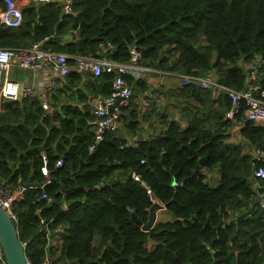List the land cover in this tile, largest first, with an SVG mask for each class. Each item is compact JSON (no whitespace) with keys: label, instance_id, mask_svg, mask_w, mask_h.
I'll return each mask as SVG.
<instances>
[{"label":"trees","instance_id":"16d2710c","mask_svg":"<svg viewBox=\"0 0 264 264\" xmlns=\"http://www.w3.org/2000/svg\"><path fill=\"white\" fill-rule=\"evenodd\" d=\"M71 9L63 15L61 3L30 2L18 26L0 25V48L39 42L70 57L124 64L135 46L140 67L215 74L220 87L237 92L247 82L244 62L264 60V0H72ZM106 42L113 48L99 52ZM114 77L70 71L51 95V115L37 97H0V183L30 186L12 204L30 264H41L46 252L51 264H264V178L255 175L264 169V126L244 120L245 102L229 120L223 89L214 95L179 81L166 90L184 128L164 119L155 135L141 139L148 115L132 105L98 141L89 100L110 97ZM123 78L135 96L149 87ZM260 81L264 89V64ZM232 126L243 143L229 141ZM125 133L139 139L128 141ZM154 201L168 204L171 217L142 231ZM41 220L52 237L58 226L65 229L60 245L47 246Z\"/></svg>","mask_w":264,"mask_h":264},{"label":"built area","instance_id":"2783aa9c","mask_svg":"<svg viewBox=\"0 0 264 264\" xmlns=\"http://www.w3.org/2000/svg\"><path fill=\"white\" fill-rule=\"evenodd\" d=\"M4 8L0 7V25L9 27L18 26L22 19V10L30 2H57L62 4V14L69 15L72 13V0H1ZM113 48L112 44L106 42L100 45V51ZM129 61L127 63H117L105 58L92 56L70 57L63 53H58L41 48V43L35 42L30 46L18 48H0V97L8 100H15L20 97H37L40 101L42 110L51 115L53 110L50 106V93L52 94L58 87L59 81L72 70H76L85 75L97 77L103 72L114 73L112 80V94L110 97H96L89 100V106L95 116L92 124L95 126L96 139L99 141L106 130H114L118 126V119L121 110L134 106L137 113L143 116L152 111L154 103L157 101L155 91H144L137 96L132 91L127 81L123 78L129 74L134 79H138L136 71H150L149 68L138 65L140 52L135 46L129 47ZM70 58H74L73 65L68 63ZM264 60L259 55H254L251 59L244 62V70L247 73V82L245 89L237 92L220 87L217 84L215 74H209L204 77L192 78L181 76L179 81L188 85L195 83L201 89H210L214 95H218L220 90L226 92L231 99L232 107L225 113L224 118L232 120L238 112L240 102H245L244 120L250 121L256 125L264 126V89L260 81V68ZM12 68H18L31 72L34 76L38 74L35 84L24 85L10 80L8 75ZM263 156V152H258ZM61 160H57L55 166H60ZM46 175V170H45ZM255 175L264 178V169L258 168ZM137 180V176L133 175ZM49 180L45 183L48 184ZM23 187L12 190V186L6 183H0V207L6 215L12 220H16L12 204L17 199L23 198ZM41 198L50 202V198L43 193ZM62 206L65 208L66 204ZM41 230L47 239V246L55 248L61 244L62 235L65 229L58 226L55 231L56 235L52 237L45 222L41 220ZM24 246V244H23ZM0 264H6L0 256ZM27 264L30 262L27 259ZM41 264H51L49 254L46 252Z\"/></svg>","mask_w":264,"mask_h":264},{"label":"crops","instance_id":"0c3cea01","mask_svg":"<svg viewBox=\"0 0 264 264\" xmlns=\"http://www.w3.org/2000/svg\"><path fill=\"white\" fill-rule=\"evenodd\" d=\"M17 70H19V69H17V68L12 69L13 72L10 71V73H9L10 77H11V74H13ZM149 70L150 71H145V70L136 71L137 77L141 78L142 80H145L148 83L149 87L146 88L144 91H155V89H159V88L161 89V87H164V90L174 89L175 86L178 85V84H176L177 82H179L178 79L181 77V76H178L176 74H170V75L161 74L154 69H149ZM16 75H17V79L19 81L18 83L24 84V85L35 84L37 82L36 79L38 78V74H36L34 76L31 72L26 71V70H24V71L20 70V71L16 72ZM14 80H16V78ZM59 83H60V81H59ZM179 85H180V82H179ZM52 94L50 93V95H49L50 105L52 102V100H51ZM168 103H169V107L167 108V110H165V107H163L162 111L159 113V115L157 114L158 110H156V109H152L153 111L151 113L149 112V113L145 114V115H148V122L149 123H143L142 124V128H141L142 131L140 132V138L141 139H147L150 136L156 134V131L154 129L156 127L160 128V126H162V123L164 121V118H163L164 115H166L168 121L173 119V120L179 122V124L182 128H184L186 126L185 122L181 119L182 113H180L179 107H175L171 101H169ZM117 128H118V126H117ZM238 130H239V126H232L228 130V132L231 135V134H233V132L237 133ZM124 135H126V138L128 139V141H136L139 139L138 136H134L133 138H130L128 134L125 133ZM229 141H232L231 138L229 139ZM212 177L215 178L216 176L212 175ZM159 212H160L159 210L155 211L156 216ZM163 212H166V210ZM159 219L161 221H164V220H169L170 217H166V215L160 213L158 215V219L156 218V221H158Z\"/></svg>","mask_w":264,"mask_h":264},{"label":"water","instance_id":"95a60500","mask_svg":"<svg viewBox=\"0 0 264 264\" xmlns=\"http://www.w3.org/2000/svg\"><path fill=\"white\" fill-rule=\"evenodd\" d=\"M110 3V2H109ZM108 3V6H109ZM264 144V139L260 142V145ZM195 174H199L198 169L194 171ZM20 187L24 189L30 188L28 183H19ZM260 201V196L256 195L255 202ZM168 204L153 203L148 209L147 222L141 225L142 231H148L156 224V210L167 209ZM220 213V209H218ZM135 223L140 224L139 221ZM223 225V221L219 216L218 227ZM0 249L3 254L6 264H27V258L24 252V246L19 241L18 234L13 221L6 215V213L0 207Z\"/></svg>","mask_w":264,"mask_h":264},{"label":"rangeland","instance_id":"374dc122","mask_svg":"<svg viewBox=\"0 0 264 264\" xmlns=\"http://www.w3.org/2000/svg\"><path fill=\"white\" fill-rule=\"evenodd\" d=\"M18 71H20V70H17V71H15L13 74H11V77H10V80H13V81H17V82H19L18 81V79H17V75H16V72H18ZM21 71H24V70H21ZM11 72H13V71H11ZM16 78V80H14ZM168 90V89H167ZM165 91L166 92V94H163V93H161L160 91H158V89H155V92H156V94H157V101L154 103V105L155 106H153L154 108L153 109H156V110H158V112H157V114L159 115V113L162 111V108L163 107H165V110H167V108L169 107V99H168V91ZM153 111V110H152ZM152 111H150V113L152 112ZM164 116H166V115H164ZM164 119H167V117H164ZM119 126H120V123H119ZM118 126V127H119ZM231 142H233V143H236V142H240V143H243V139H242V137L239 135V133L237 132H233V134H231ZM213 176H215L214 174H213V172L211 173ZM217 177V176H216ZM216 177L215 178H213L214 179V182H213V184H215V183H217V181H215V179H216ZM205 180V182H207L208 181V179H204ZM154 203H159V202H157V201H154ZM163 211H165V210H162V211H160L158 214H157V216H156V218L158 219V215L160 214V213H162V214H164V215H166V217H171L170 216V214L166 211V212H163ZM157 222H161V220L159 219L158 221H156V223ZM95 241L96 240H94L93 241V244H95Z\"/></svg>","mask_w":264,"mask_h":264},{"label":"flooded vegetation","instance_id":"af4514ba","mask_svg":"<svg viewBox=\"0 0 264 264\" xmlns=\"http://www.w3.org/2000/svg\"><path fill=\"white\" fill-rule=\"evenodd\" d=\"M45 170H46V168H45ZM45 178H46V179L48 178V172H47V170H46ZM0 256H1V258L4 260V257H3V254H2V252H1V249H0ZM4 261H5V260H4Z\"/></svg>","mask_w":264,"mask_h":264},{"label":"clouds","instance_id":"9594fccd","mask_svg":"<svg viewBox=\"0 0 264 264\" xmlns=\"http://www.w3.org/2000/svg\"><path fill=\"white\" fill-rule=\"evenodd\" d=\"M178 81H179V79H178ZM20 187V186H19ZM26 190V189H25ZM160 204H162V203H160ZM163 205V204H162Z\"/></svg>","mask_w":264,"mask_h":264}]
</instances>
